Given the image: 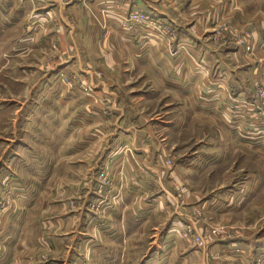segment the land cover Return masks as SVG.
Masks as SVG:
<instances>
[{"label":"rangeland","instance_id":"374dc122","mask_svg":"<svg viewBox=\"0 0 264 264\" xmlns=\"http://www.w3.org/2000/svg\"><path fill=\"white\" fill-rule=\"evenodd\" d=\"M79 1L0 0V222L15 205L25 215L31 202L37 239L34 248L22 251L25 264H68L69 258L94 264L88 238L95 233L106 239L119 230L94 225L98 209L103 216L142 200L149 205L150 247L167 236L165 244L175 242L180 255L192 254L181 264H227L223 249L243 248L235 240L225 242L239 233L238 221L259 219L256 234L264 229V146L237 147L232 141L260 136L257 127L264 131V74L248 81L250 98L226 96L230 87L222 84L215 61L205 65L199 52L192 82L171 77L166 53L151 46L165 43L172 57L186 32L183 41L196 36L200 51L206 41L231 61L258 60L264 57V0H181V28L141 6L96 0L97 27L114 24L126 46L101 53L96 36L95 68L78 64L81 50L61 47L60 33L74 38L61 19L63 6ZM128 43L144 60L132 73L125 64ZM180 47L188 51L184 42ZM108 53L113 60L104 64ZM181 91L193 93L196 113L185 111L189 100ZM225 140L232 142L223 146ZM141 156L143 168L154 175L132 174L142 169ZM192 157L198 158L195 170L189 168ZM252 170L261 173L260 205L221 213L222 190L248 181ZM230 195L233 204L237 194ZM211 197L218 199L212 209ZM60 218L69 220L60 226ZM129 228L137 226L132 222ZM1 231L0 226V236ZM263 257L258 254L254 264H264Z\"/></svg>","mask_w":264,"mask_h":264},{"label":"crops","instance_id":"0c3cea01","mask_svg":"<svg viewBox=\"0 0 264 264\" xmlns=\"http://www.w3.org/2000/svg\"><path fill=\"white\" fill-rule=\"evenodd\" d=\"M85 3L82 1H79L77 3H71L63 6V10L61 13V19L65 23L66 29L73 32L71 36L73 35L74 38H72V41H69L66 39V37H62V34L60 33L61 38V47L62 49H68L69 46L73 47L75 50H81V53H78L77 62L78 64L82 66L87 67H96V36L99 40V43L97 45V48L101 53L108 52L109 50H116L119 46L125 45L126 41H123L118 36V30L117 27H115L114 24H111L110 26L105 27L103 30L100 28V25L97 27L96 25V0H84ZM118 1V0H116ZM122 1L125 5H137L144 8L146 11L153 13L156 15L160 20H164L167 22H172V24H176L181 28V23L179 19L181 16H186L185 12H182V7L180 5L181 0H119ZM190 2H194L197 0H188ZM234 1H242V0H234ZM195 9V8H193ZM197 11V10H195ZM114 22L117 23L116 19L114 18ZM203 27L207 28V22L201 21V24ZM185 27V26H184ZM183 27V29H185ZM196 27L197 32V24L194 25ZM97 29V31H96ZM63 32V31H62ZM97 32V33H96ZM97 34V35H96ZM187 35L185 32L184 35ZM254 34V33H253ZM184 35L180 33V38L175 43V46L173 45L175 54L171 57L166 52V44H157L156 46H151V48L154 51H163L166 53V67H168L169 72L171 73V77H188L192 82L195 81L196 72H194L196 66H197V59L199 56V52L202 57V59L205 61V65L208 62H214L217 65V68L219 69L220 76L222 77V84L228 85L230 89L226 90V96L229 95V93L236 97V98H244L251 96V88L248 86V81L251 77H258L262 74H264V57H260L258 60L256 58H252L249 61H242L238 60L236 58V62L231 61V58L228 56H225L222 53H218L211 47H208V43L205 41V46L203 47V51H200L197 49V37L196 36H190V40L183 41ZM189 36V35H188ZM114 37H116L118 40H115ZM75 39V40H74ZM186 39V38H184ZM127 40V39H126ZM130 42V41H129ZM186 45L187 52H184L181 50V44ZM148 43V42H146ZM253 47L257 51L261 48L260 42L258 40L255 41V37L253 39ZM124 46V47H125ZM211 46V45H210ZM263 50H264V44ZM231 47H228L226 50L229 51ZM135 48L133 47L132 43H128V47H126V50L130 52V55L128 54L127 60L125 64L128 66L127 71L129 73H132L133 70L131 69L137 68L138 66H143L142 58L138 59L136 54L134 53ZM119 50V49H118ZM122 50V49H120ZM229 54V52H227ZM110 54L108 53L107 56L104 57V60L102 62L104 64H108L109 60H113ZM102 58V57H101ZM158 58V57H157ZM152 61L155 60V58H151ZM126 66V67H127ZM176 79V78H175ZM178 79V78H177ZM181 96L183 98H187L189 100V105L185 108V111L188 110L190 114L196 113V105L194 104L195 96L193 93L186 92H180ZM194 103H193V102ZM143 119V118H142ZM164 125H166V121L162 122ZM228 127V123H226ZM240 126V125H239ZM225 127V126H224ZM247 128V127H246ZM252 128V127H251ZM259 131L260 136H257V133H251L252 137L249 136H243L245 141L242 140V137L235 136L232 138V141L236 143V146H264V131L262 129H255ZM262 130V131H261ZM257 137H260L257 139ZM253 138V139H252ZM229 142H232L230 140H225L223 146H227ZM134 142L137 144V140L134 138ZM143 148V147H142ZM198 158L192 157L190 159L191 163L189 164V168H192L194 164H196V161ZM144 160L141 156V167L142 169H136L132 174H138L139 177H145L148 176L146 174L154 175V171H150L149 169L143 168ZM194 163V164H193ZM193 164V165H192ZM194 168H197L196 166ZM192 168V169H194ZM153 169V168H152ZM195 170V169H194ZM131 173V172H130ZM52 174V173H51ZM260 172L256 170H252L250 174H248V181L244 180L242 184L239 183V185H233L230 187H227L225 190H222L220 195V205L218 206V209H220L221 213L228 214L232 212V210H235L237 214H241V212H244L245 210H248L250 206H253L252 208H255L260 205V201L257 199V195L262 190L261 183V177ZM251 178V179H250ZM235 192L237 194V199L232 204V198L230 193ZM194 193L190 195V198L193 197L192 200L196 199L197 197H194ZM213 197H211V202L208 206V208L212 209L213 204L218 199L216 198L215 201H213ZM207 204V199H205L204 204ZM205 204V205H206ZM47 205V204H46ZM124 207H114L108 212L105 213V215H101V208L98 209L100 212H96V216L93 214V221L94 225H96V221H98L97 225L99 226H110L113 228V226H116L117 229H119L117 232L113 234H109V236L105 239L102 236L99 237L98 234L93 233L90 238H88L90 241H88V245L92 243L91 247H89L92 250V256H94V261L96 263L94 264H121L122 262L126 263H133V260L139 259V264H164L165 262L168 264H181V259H189L192 258V254L183 255L178 253L174 246H176V243L171 241L165 244V240L169 239L170 237H163L161 240V245L153 244L151 247L149 244L148 234H145L146 230L145 227H147L149 218L148 215L150 214L148 212L149 205L147 203H144L142 200L137 201L133 203L130 207V209L127 210V204L124 203ZM31 202L29 203L27 209L28 212L24 215V213L21 215V209L19 205H15V211L10 217H6L0 222L1 226V236H0V264H25L23 262V256L24 253L23 250L27 249L30 250L31 248L35 247V241L37 239V236L35 234V227L38 225V222L35 217L31 215ZM100 207V206H99ZM235 208V209H234ZM26 210V209H25ZM254 210V209H253ZM140 212V213H139ZM152 213V212H151ZM16 214V215H14ZM103 217V218H102ZM67 218H60L58 220V224L60 226L64 225L66 222H68ZM74 220V219H73ZM258 220L255 219L252 221H238L236 225L239 227V233L236 237L230 238L228 241L225 242H232L235 240L237 244L243 246L241 251H237V253H234L229 247V249L225 248L223 249L224 255H226L227 264H254L255 257L260 254L264 255V229L256 234V231L254 227L258 225ZM78 221V218L76 219ZM57 222V221H56ZM134 222V224L137 226L136 230H130L129 226H131V223ZM176 222V221H174ZM57 224V223H56ZM11 227V230L9 228ZM23 230H26V232ZM152 230V231H156ZM28 231V232H27ZM119 232L121 234H119ZM105 235V234H104ZM155 234L151 235V239H153ZM148 236V237H147ZM82 237V236H81ZM80 237V238H81ZM108 239V240H107ZM60 240V238H59ZM84 240V239H83ZM124 242L125 245L122 246L121 242ZM97 244V245H96ZM51 245V244H50ZM227 245V243L225 244ZM223 245V246H225ZM231 245V244H230ZM33 246V247H31ZM71 247V246H70ZM68 247V248H70ZM153 247V248H152ZM150 248L153 251L150 253ZM84 251V248H81ZM89 249V252L91 250ZM71 251V249H69ZM82 251V253H83ZM78 255V249L75 251ZM183 255V256H182ZM264 258V257H263ZM66 263L70 264L69 262L74 261V259L69 258L68 260H65ZM84 262V261H83ZM76 263V260L73 264ZM29 264V262H28Z\"/></svg>","mask_w":264,"mask_h":264},{"label":"built area","instance_id":"2783aa9c","mask_svg":"<svg viewBox=\"0 0 264 264\" xmlns=\"http://www.w3.org/2000/svg\"><path fill=\"white\" fill-rule=\"evenodd\" d=\"M212 232L215 234V233H218V231L216 229H212Z\"/></svg>","mask_w":264,"mask_h":264}]
</instances>
